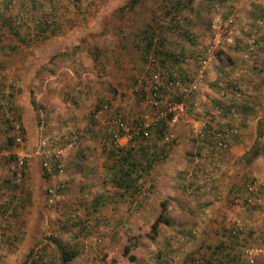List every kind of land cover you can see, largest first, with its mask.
Segmentation results:
<instances>
[{"label": "rangeland", "instance_id": "rangeland-1", "mask_svg": "<svg viewBox=\"0 0 264 264\" xmlns=\"http://www.w3.org/2000/svg\"><path fill=\"white\" fill-rule=\"evenodd\" d=\"M130 1L0 0V16L7 21H0V264H62L54 241L76 252L68 264H136L148 258L154 264H175L186 247L189 252L179 256L181 264L207 260L264 264V131L256 148L261 162L232 163L228 172L235 169L233 178L238 179L225 193L191 189L195 181L183 190L177 179L184 171L194 178L197 167L209 168L192 160L197 139L203 141L193 126L198 131L205 121L214 123L207 113L220 105L222 93L232 98L243 92L234 82L237 75L243 71L247 79L255 76L264 85V0H137L125 8ZM218 15L233 21L225 28L199 89L185 97L171 95L186 107L176 139L167 144H177L182 131V146L178 143L176 152L178 157L180 151L179 164L175 158L170 161L174 176L169 178L172 184L165 182L171 191L155 200L150 157L137 166L140 176L134 185L147 186L149 192L134 193L130 188L131 195L124 200L130 205L117 209V198H123L117 197L119 192L114 195L119 187L101 182L108 175L117 179L121 164H138V155L131 154L123 163L116 157L102 160L106 122L114 117L130 125L149 122L153 109L149 88L144 92L151 72L147 57L155 53L159 70L172 71L182 81L194 79L207 57ZM148 39L153 44L145 53ZM228 103L226 99L222 108ZM104 106L106 111L100 112ZM27 107L33 120L28 129L19 120V109ZM231 129L232 137L238 134ZM152 131L147 141L137 142L141 150L149 142L154 152ZM18 136L21 143L16 142ZM40 140L46 142V153L58 156L66 174L62 180L67 188L53 204L45 199L52 182L40 179L42 157L36 152ZM21 157L25 162L17 181L14 163ZM31 161L39 163L37 181ZM252 182L256 191L248 196L246 185ZM33 190L37 193L31 200ZM98 191L104 197L99 215L79 212L75 206L93 200ZM223 198L219 208L204 212L205 204ZM32 202L38 205L35 209ZM112 210L119 218L109 221V213L116 215ZM137 213L139 224L137 219L132 224L128 216L122 220L123 214L130 218ZM107 235L110 245L105 244ZM36 251L41 253L38 258Z\"/></svg>", "mask_w": 264, "mask_h": 264}, {"label": "crops", "instance_id": "crops-1", "mask_svg": "<svg viewBox=\"0 0 264 264\" xmlns=\"http://www.w3.org/2000/svg\"><path fill=\"white\" fill-rule=\"evenodd\" d=\"M247 78L248 77L244 75V72L241 71L237 75V78L234 82L235 83L237 82L238 87L242 89L243 92L242 93L240 92L239 94H231L230 96H232V98L229 97L227 94L222 93L221 97L220 98L218 97L219 99L218 102L220 103V105H216V108L214 109V111L207 113L208 115H213V117H210V119L214 121L215 125L216 124L219 125V124H223L227 122L229 123L228 126L236 130L238 134L229 140L228 149L225 152L216 151L213 148L210 149L209 147H207V145L203 141L201 142L200 140L197 139L196 148L194 149L193 154H191L192 160H194V164H202L200 162H203L204 166L209 167V168H207L208 170L207 169L201 170L199 167H197L196 169H199V170L193 173V175H195L194 178L190 177L192 176L190 174L187 175L186 171H184L183 173H180L177 176V179L181 180V184L179 182L178 187H181L183 190L184 189L187 190L189 187L188 183H193L195 181L193 184L194 186L191 187V189H195L197 187V189H201L200 190L201 192L203 190H206V192H212L214 194V191L218 190L221 193H225L226 191L232 188L233 182L237 181L238 179L236 177L235 179L233 178L234 176L233 173H235V169L233 170V173L231 171L228 172L230 168L229 166H231L232 163H236L238 166H242L243 164H246V161H249V160L252 162H261V159L263 156H260V154L258 153L255 154L254 151H256V148L259 146V143L262 139V134H263L262 131H264V85L260 83L262 79H259L255 76L251 77V79H247ZM226 99H229L230 103H228V107L222 108L221 104L222 103L225 104ZM205 110H207V108H205ZM28 111H30L28 107L26 110L25 108L23 110L19 109V113H21L19 120L22 123V126L27 129L33 123V120H31V116L29 117L28 115L29 114ZM193 128H194V131L197 130L196 125H194ZM105 131H106V137H108L110 134L108 127L105 128ZM151 132H150V135H151ZM164 134H165V131H163V129L161 130H159V128L154 129V143H152L154 146V152L149 150L148 146H152V145L151 143L148 142L146 143L145 147H142L143 150H141V152L139 151L140 154H138V157H136L135 159L138 165L141 162H144L146 160H151L149 159L150 157L154 159V198L155 200L162 197V195H164L165 192L171 191L169 188H167V186H165V182H167V185L172 184V182L171 183L169 182V178L174 176L172 168L169 164H170V161L174 158H175V164L176 165L179 164V163H176V161L180 159L179 158L180 151L178 153V157H177L176 152L178 151V145L180 144L182 146V134H183L182 131H180V133L178 134L177 144H175L173 147L172 146L168 147V145L163 142V138L161 137V135L163 136ZM73 136L74 134L70 138H72ZM25 137H27L26 133H25ZM252 148L254 149V151H251ZM104 152L107 154V156H105L106 154H104L103 152L100 153L103 161H108L109 159H115L113 154H108L106 151ZM160 155H164L163 158L159 159ZM124 156H128V154ZM30 166H33L34 168V171H33L34 181L39 180V177H40L39 163L37 161H31ZM121 166H123L125 169L129 168L125 164L123 165L121 164ZM176 168H179V166H176ZM222 172H224V175ZM119 175H121L120 170H119ZM139 176L140 174L137 171L133 173V175L130 178L134 183L133 185L136 184V179L139 178ZM40 179L42 180V178ZM115 180L117 181V179L108 175V177H105V179H103L101 183H102V186L105 185V182L106 184L109 183L110 185L111 184L114 185ZM86 183L90 185L87 188L88 189L91 188L90 182L87 181ZM118 183L119 185H121L120 182ZM198 184L202 186L200 187ZM117 189L119 190H114L115 191L114 195L119 192L120 195L117 197H121V198L123 197V198L122 200H119V198H117L118 199L117 201L119 203H115L114 206L115 207L118 206L117 209L119 208L121 210L122 209L125 210L126 206L130 205V204H127V205L124 204L125 203L124 200L126 199L127 195L129 196L131 195L130 190H129L130 188H128V190L126 189L124 190L123 187H119ZM36 193L37 192L33 190V192L30 195L31 200H33L36 197L35 195ZM100 194H101L100 191H98L97 195L93 198V200L91 199V201H87L86 203L84 202L83 203L84 205L81 206L80 204L78 206L76 205L75 207L77 208L79 212L83 213L85 211L84 214L92 215L91 217H93L94 215L95 216L99 215L100 213L99 207L104 206L102 202V200H104V197ZM105 194L107 195L108 193H105ZM223 200L224 198L220 202H217V203L216 201L212 200V202L214 203L209 202L210 204H212L209 207H208L209 203L205 204L203 209H205L206 211L204 210V212L206 213L207 210H209L210 208L215 209L216 206H218L217 208H219L221 204L223 203ZM78 202L81 203V200H79ZM72 204H75V203H72ZM122 204L123 206H121ZM37 206L33 204L32 207L33 209H35ZM110 206H111V203H110ZM163 206H165V204H162L161 208ZM37 210L39 211L40 209L37 208ZM116 210H112V211L113 212L115 211L114 213L116 214ZM128 211H129L128 213L133 212L129 208H128ZM110 214L111 213H109L106 216L107 218H109L108 219L109 221L115 218H119V215L117 214L112 215V217ZM129 215L123 214L124 217L122 216L123 217L122 220H126L128 216V220L133 221L132 224H134L135 219L139 218L141 214L140 215H138V213L133 214L130 218H129ZM201 219L202 218L199 216L198 220L200 221H198V224H201ZM140 221L142 222V219H140ZM202 221H204V219ZM119 222L120 221L118 220L114 224L116 225ZM136 223L139 224L138 219ZM83 232L87 233V230ZM106 237L108 239V242H106L105 244L110 245L108 235ZM199 237H198V241L201 240V238ZM169 240L171 239L169 238ZM188 248L189 247H186L183 253H181V255L179 256H183L184 258L187 252H189ZM169 252L167 254H170ZM162 255H166V254L163 253ZM179 256L173 261V263L181 264L180 262L183 260V258L179 259ZM134 263L139 264L140 262H134ZM140 264H154V261H151V259L148 258V261H145V262L141 261Z\"/></svg>", "mask_w": 264, "mask_h": 264}, {"label": "built area", "instance_id": "built-area-1", "mask_svg": "<svg viewBox=\"0 0 264 264\" xmlns=\"http://www.w3.org/2000/svg\"><path fill=\"white\" fill-rule=\"evenodd\" d=\"M230 17L235 18L236 15H231ZM232 21L233 19L228 17L225 20H222L219 15L214 17L212 25L214 33L212 32L211 44L207 49V57L201 61V66L195 75L196 77L190 79L191 81H182L172 71L159 70L155 53L147 57L146 62L151 72L148 79L145 81L147 86L144 87V92L149 88L148 102L153 109L151 120L149 122L143 121L142 123L134 125L126 123L121 117H114L108 120L106 125L108 126L110 134L104 139V151L108 154H113L116 159L127 154L129 155V152L130 154L136 153L135 155H138L141 149L137 147V142L147 141L150 138V132L158 128L159 130L163 129V131H165V134L162 136L165 144H170L176 139L177 126L180 124L186 107L182 100H174L171 95L180 93L181 96L185 97L195 93L199 89L204 76V70L212 60V56L214 58L215 49L221 45L223 35L229 23L231 24ZM252 47H254V45ZM106 109L107 107L104 106L100 112H105ZM19 128V124H16L15 129H17L18 132ZM196 134L210 149L213 148L216 151H222L228 149V143L233 136V130L225 123L215 125L211 121H205L199 130H196ZM16 142L21 143L20 136L16 138ZM45 148L46 142L40 140L36 152L42 157L41 166L43 172L46 177L48 176V181L52 182V184L48 185L46 188L45 197L47 203L53 204L66 190L67 184L62 180L65 176L63 164L58 160L57 155L51 156L48 152L46 153L44 151ZM163 156L164 155H160L159 159L163 158ZM24 162L25 160L21 157L14 163L17 181L22 179ZM148 190L147 186H139L136 193L146 194L149 192ZM255 191L256 184L251 183L246 185V193L248 196L252 195ZM250 201L251 199L249 198L248 202ZM132 206H134V208L138 207V202L135 199L132 201ZM233 234L236 235L235 232H233ZM40 254V251H36V256H33L38 258Z\"/></svg>", "mask_w": 264, "mask_h": 264}, {"label": "trees", "instance_id": "trees-1", "mask_svg": "<svg viewBox=\"0 0 264 264\" xmlns=\"http://www.w3.org/2000/svg\"><path fill=\"white\" fill-rule=\"evenodd\" d=\"M220 2H222V3H225V2H227V1H230V0H219ZM137 3V0H131L130 1V3H129V5H125V8H130V7H132V6H134L135 4ZM226 19V18H225ZM0 21H4L5 23H7V21H6V19L5 18H2L1 16H0ZM40 27V26H39ZM43 31V30H42ZM14 35H15V33H13ZM152 44H153V40H151V39H148V41H146V44H145V53H149L150 51H151V48H152ZM160 44V46H161V43L160 42H158V45ZM22 133V132H21ZM226 150H222V151H220V152H225ZM251 151H254V149L252 148V150ZM255 152V154H256V152L257 151H254ZM119 161H121V162H128V161H130L131 160V154H130V152H129V155L128 156H122V157H120L119 159H118ZM137 166H138V164H136V165H133L132 163H130L129 164V168L128 169H125L123 166H121L120 167V173H121V175H119L118 177H117V181L115 180V183H114V185H118L119 187H123L124 188V190L126 189V190H128V188H133L134 190L132 191V192H136V190H137V188L140 186H138V187H135L133 184V181L130 179L131 178V176L133 175V173L135 172V171H137ZM41 178H42V181L43 182H45V181H48V176L46 177V175H45V173L44 172H42V174H41ZM117 182V183H116ZM118 182H120L121 183V185H119V183ZM253 183V182H252ZM45 193H46V190H45ZM45 199H46V197H45ZM248 199L249 198H246V200L248 201ZM158 222L159 221H156V223L154 224V231H155V228H156V226H157V224H158ZM237 233L238 232H235V234L237 235ZM40 239H38L37 240V242L35 243V245H37V243H40V241H39ZM54 245L56 246V250L59 252V257H60V261L62 262V264H68L69 262H71L73 259H74V257L76 256V252H74V253H71L70 251H66L62 246H60L56 241H54ZM205 264H231V261L229 262V261H227V260H218V261H208L207 260V262L205 263Z\"/></svg>", "mask_w": 264, "mask_h": 264}]
</instances>
